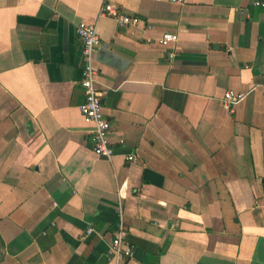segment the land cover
I'll return each mask as SVG.
<instances>
[{"label": "crops", "instance_id": "1", "mask_svg": "<svg viewBox=\"0 0 264 264\" xmlns=\"http://www.w3.org/2000/svg\"><path fill=\"white\" fill-rule=\"evenodd\" d=\"M81 21L111 158L79 107ZM120 223L125 264H264V0H0V264H116Z\"/></svg>", "mask_w": 264, "mask_h": 264}, {"label": "built area", "instance_id": "2", "mask_svg": "<svg viewBox=\"0 0 264 264\" xmlns=\"http://www.w3.org/2000/svg\"><path fill=\"white\" fill-rule=\"evenodd\" d=\"M172 1L183 3L185 0ZM100 15L114 18L119 24L138 25L141 21L139 16L120 11V8L114 2H106L100 10ZM76 33L82 42L83 58L85 61L83 77L81 80L85 99L79 107L86 120L93 124V127L90 130L93 152L111 158L115 150L109 138L110 122L105 116L103 110L102 98L105 92L100 90L96 85L98 70L94 64L95 56L101 44L100 34L95 23H87L83 21L76 24ZM178 38L177 33L165 32L159 38V43L163 46H169L171 43H175ZM174 54L175 51L169 53L170 57H173ZM244 96V92L228 89L224 92L222 97L223 105L229 110L233 109L235 104L242 100ZM125 156L132 162L138 161V156L135 153L129 152ZM90 232H92V228L86 230L87 235ZM110 248L116 264H125L126 260L133 256L134 245L129 241L128 233L123 223H120L115 231Z\"/></svg>", "mask_w": 264, "mask_h": 264}]
</instances>
